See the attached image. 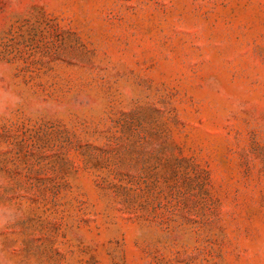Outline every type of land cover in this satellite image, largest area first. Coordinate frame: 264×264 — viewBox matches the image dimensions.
Returning a JSON list of instances; mask_svg holds the SVG:
<instances>
[{
    "label": "rangeland",
    "instance_id": "obj_1",
    "mask_svg": "<svg viewBox=\"0 0 264 264\" xmlns=\"http://www.w3.org/2000/svg\"><path fill=\"white\" fill-rule=\"evenodd\" d=\"M0 264H264V0H0Z\"/></svg>",
    "mask_w": 264,
    "mask_h": 264
}]
</instances>
